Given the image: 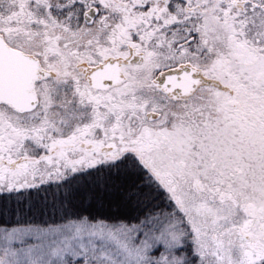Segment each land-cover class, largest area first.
<instances>
[{
	"label": "snow or ice",
	"instance_id": "snow-or-ice-1",
	"mask_svg": "<svg viewBox=\"0 0 264 264\" xmlns=\"http://www.w3.org/2000/svg\"><path fill=\"white\" fill-rule=\"evenodd\" d=\"M0 264H264V0H0Z\"/></svg>",
	"mask_w": 264,
	"mask_h": 264
}]
</instances>
